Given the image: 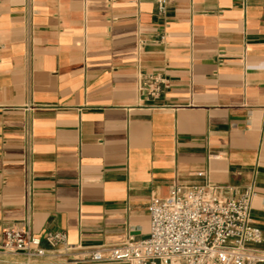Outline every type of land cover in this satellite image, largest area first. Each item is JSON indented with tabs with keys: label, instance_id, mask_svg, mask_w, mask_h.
<instances>
[{
	"label": "crops",
	"instance_id": "obj_1",
	"mask_svg": "<svg viewBox=\"0 0 264 264\" xmlns=\"http://www.w3.org/2000/svg\"><path fill=\"white\" fill-rule=\"evenodd\" d=\"M204 181L264 228V0H0V244L63 231L27 264H84Z\"/></svg>",
	"mask_w": 264,
	"mask_h": 264
},
{
	"label": "built area",
	"instance_id": "obj_2",
	"mask_svg": "<svg viewBox=\"0 0 264 264\" xmlns=\"http://www.w3.org/2000/svg\"><path fill=\"white\" fill-rule=\"evenodd\" d=\"M167 3L156 0L159 16ZM254 196L251 186L175 183L166 197L151 199L146 237L93 247L82 263L264 264V228L255 225L251 215ZM0 248L22 255L24 261L17 264L72 249L63 231H46L39 237L28 229L5 230Z\"/></svg>",
	"mask_w": 264,
	"mask_h": 264
}]
</instances>
